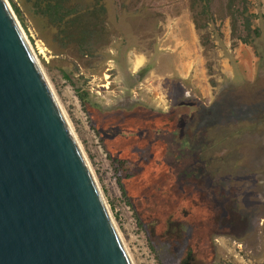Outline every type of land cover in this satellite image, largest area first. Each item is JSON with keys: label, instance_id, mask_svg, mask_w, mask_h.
<instances>
[{"label": "rangeland", "instance_id": "1", "mask_svg": "<svg viewBox=\"0 0 264 264\" xmlns=\"http://www.w3.org/2000/svg\"><path fill=\"white\" fill-rule=\"evenodd\" d=\"M6 1L132 264H264V0H71L84 48Z\"/></svg>", "mask_w": 264, "mask_h": 264}, {"label": "water", "instance_id": "2", "mask_svg": "<svg viewBox=\"0 0 264 264\" xmlns=\"http://www.w3.org/2000/svg\"><path fill=\"white\" fill-rule=\"evenodd\" d=\"M0 264H132L6 0H0Z\"/></svg>", "mask_w": 264, "mask_h": 264}, {"label": "trees", "instance_id": "3", "mask_svg": "<svg viewBox=\"0 0 264 264\" xmlns=\"http://www.w3.org/2000/svg\"><path fill=\"white\" fill-rule=\"evenodd\" d=\"M203 1L204 0H196L195 3L192 2V4H190V11L192 12V15H193L192 21L195 24V26L197 25L196 24L197 20L195 17V12H196L195 8L200 7L201 10H207V6L203 5ZM235 1L236 0H228V8H231L232 5L235 4ZM112 3H113V6L115 7L116 2L113 1ZM240 3H242V5L244 6L243 10L241 12L242 14H244L245 13V7H246L244 5L245 0H241ZM33 4L37 8L36 13L39 14L40 16L45 17L48 20V22H50L54 27L58 28V27H63V26L64 27H66V26L75 27L76 26V33H75L76 37L74 38V40L78 42L77 44L80 48H84L81 45L80 41L85 42V40L89 41L90 38H93L97 32L95 30V27L97 25L102 24V23H92V22L82 23V19L80 17L83 16V14L85 12H89V11H88V9H84V11H83V10H81V7H76L77 4H73L71 2V0H34ZM12 7L14 9V12L17 15H19V13H20L19 9L13 3H12ZM98 8L101 11H104V7L99 6V5L97 6V8H93V9L89 8V10L96 12L98 10ZM247 24H248V20L246 19V27L248 28L249 25H247ZM66 29H67V27H66ZM257 31H258V29H254L253 32L257 33ZM69 37H72V36H69ZM159 131L160 130H156L155 132H153V135H157L158 134L157 132H159ZM133 134H136V133H132L131 135H133ZM125 135H128V134H125ZM157 139H158L157 136H155V141H157ZM201 153H202V151L198 152V154L194 157L193 160L195 162L199 163V160H196V158L201 157ZM147 161L148 160L131 161L130 159H124L120 163H121L122 168L124 170H128V169L130 170L129 175L134 176L138 173L142 174L145 171V170H143L142 166L147 165L146 164ZM221 161H223V160L221 159ZM139 163H142V166H140ZM201 166L199 168H201ZM167 167L170 168L171 165L169 164ZM197 168H198L197 166L194 167V169H197ZM188 175H190V174H188ZM258 203H260V202H258ZM177 219H179L178 215H177ZM182 264H189V262L187 261V258H185L182 261Z\"/></svg>", "mask_w": 264, "mask_h": 264}, {"label": "flooded vegetation", "instance_id": "4", "mask_svg": "<svg viewBox=\"0 0 264 264\" xmlns=\"http://www.w3.org/2000/svg\"><path fill=\"white\" fill-rule=\"evenodd\" d=\"M144 133L146 134V131L143 130L141 134H134V135H136V136H140V135H142V134H144ZM132 136H133V135H132ZM151 160H152V159H151ZM152 161H153V160H152ZM148 162L150 163V159L148 160ZM142 174H143V173H142Z\"/></svg>", "mask_w": 264, "mask_h": 264}, {"label": "bare ground", "instance_id": "5", "mask_svg": "<svg viewBox=\"0 0 264 264\" xmlns=\"http://www.w3.org/2000/svg\"><path fill=\"white\" fill-rule=\"evenodd\" d=\"M28 42V41H27ZM40 49H42L41 47H40ZM61 109V108H60ZM69 125V124H68ZM70 127V126H69ZM71 129V128H70Z\"/></svg>", "mask_w": 264, "mask_h": 264}]
</instances>
